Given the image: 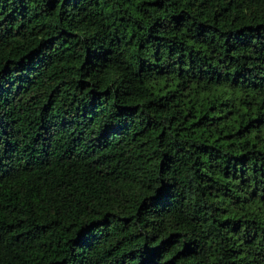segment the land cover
<instances>
[{
  "label": "trees",
  "instance_id": "1",
  "mask_svg": "<svg viewBox=\"0 0 264 264\" xmlns=\"http://www.w3.org/2000/svg\"><path fill=\"white\" fill-rule=\"evenodd\" d=\"M0 264H264V0H0Z\"/></svg>",
  "mask_w": 264,
  "mask_h": 264
}]
</instances>
